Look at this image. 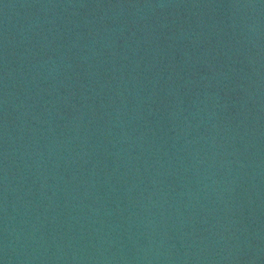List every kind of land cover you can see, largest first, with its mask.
<instances>
[{"label": "water", "instance_id": "95a60500", "mask_svg": "<svg viewBox=\"0 0 264 264\" xmlns=\"http://www.w3.org/2000/svg\"><path fill=\"white\" fill-rule=\"evenodd\" d=\"M0 264H264V0H0Z\"/></svg>", "mask_w": 264, "mask_h": 264}]
</instances>
